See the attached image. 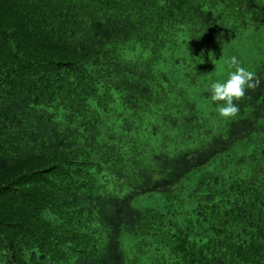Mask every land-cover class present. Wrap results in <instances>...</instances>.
<instances>
[{
	"label": "trees",
	"instance_id": "1",
	"mask_svg": "<svg viewBox=\"0 0 264 264\" xmlns=\"http://www.w3.org/2000/svg\"><path fill=\"white\" fill-rule=\"evenodd\" d=\"M236 16L264 23V0H0V264H125L123 242L151 264H264V59L240 119L190 153L147 168L102 128L114 92L149 100L155 52Z\"/></svg>",
	"mask_w": 264,
	"mask_h": 264
},
{
	"label": "rangeland",
	"instance_id": "2",
	"mask_svg": "<svg viewBox=\"0 0 264 264\" xmlns=\"http://www.w3.org/2000/svg\"><path fill=\"white\" fill-rule=\"evenodd\" d=\"M244 21L247 24L241 25ZM216 33L218 38L209 46L199 43L196 48L179 34L164 49L155 52L150 98L136 109L127 108L121 94L113 93L102 128L111 133L105 142L110 139L108 145L127 153L123 158L134 155L150 168L154 156L190 153L215 137L225 136L230 124L240 119L238 114L227 120L220 118L216 105L208 99L209 88L211 83L226 81L227 72L221 71V65L232 56L241 66L257 72L264 59V23L248 24V18L236 16ZM147 61L141 57L124 60L134 65ZM187 188V185L180 187L170 200L166 199L167 205L180 203ZM158 201L148 205L155 206ZM163 215L169 219L174 211L166 209ZM122 250L125 264H151L149 252L135 254L126 242L122 243Z\"/></svg>",
	"mask_w": 264,
	"mask_h": 264
},
{
	"label": "clouds",
	"instance_id": "3",
	"mask_svg": "<svg viewBox=\"0 0 264 264\" xmlns=\"http://www.w3.org/2000/svg\"><path fill=\"white\" fill-rule=\"evenodd\" d=\"M221 71L227 72V79L210 84L208 99L216 105L218 116L227 120L239 113V102L249 91L260 88L262 80L255 72L241 66L235 56L223 62Z\"/></svg>",
	"mask_w": 264,
	"mask_h": 264
}]
</instances>
